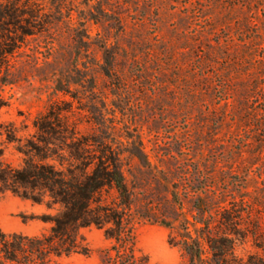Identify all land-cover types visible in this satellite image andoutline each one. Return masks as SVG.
Returning <instances> with one entry per match:
<instances>
[{
    "label": "rangeland",
    "instance_id": "1",
    "mask_svg": "<svg viewBox=\"0 0 264 264\" xmlns=\"http://www.w3.org/2000/svg\"><path fill=\"white\" fill-rule=\"evenodd\" d=\"M30 1L36 23L45 20L0 74V126L24 140L37 118L61 109L90 143L114 149L137 212L154 205L172 220L173 229L135 224L153 264L183 261L170 235L204 182L225 204L243 202L249 236L237 252L264 262V0ZM5 159L22 163L15 144ZM174 185L182 210L170 201ZM46 211L0 191L5 232L40 235L49 224L32 217ZM82 233L91 253L51 264H105V230Z\"/></svg>",
    "mask_w": 264,
    "mask_h": 264
},
{
    "label": "trees",
    "instance_id": "2",
    "mask_svg": "<svg viewBox=\"0 0 264 264\" xmlns=\"http://www.w3.org/2000/svg\"><path fill=\"white\" fill-rule=\"evenodd\" d=\"M29 3L0 0V74L9 70L19 42L45 20L36 23L40 11ZM62 112L41 115L34 121L36 133L24 140L0 126V191L44 206L47 211L32 218L49 224L35 236L0 229V264H51L54 255H89L82 230L92 225L104 229L111 240L105 264H153L137 247L135 224L145 219L173 229L172 220L154 205L137 212V192L129 186L114 149L94 146ZM11 143L22 155L18 166L5 159ZM173 188L170 201L182 210L181 193L177 185ZM192 189L186 187L185 194ZM195 189L190 217L178 220V231L170 235V243L183 252L181 264H258L237 252L249 236L243 202L225 204L224 194L208 182Z\"/></svg>",
    "mask_w": 264,
    "mask_h": 264
}]
</instances>
